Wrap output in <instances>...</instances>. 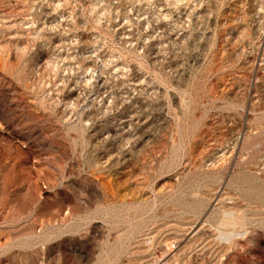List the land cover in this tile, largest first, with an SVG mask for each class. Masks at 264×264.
<instances>
[{
    "label": "rangeland",
    "instance_id": "374dc122",
    "mask_svg": "<svg viewBox=\"0 0 264 264\" xmlns=\"http://www.w3.org/2000/svg\"><path fill=\"white\" fill-rule=\"evenodd\" d=\"M0 264H264V0H0Z\"/></svg>",
    "mask_w": 264,
    "mask_h": 264
},
{
    "label": "clouds",
    "instance_id": "9594fccd",
    "mask_svg": "<svg viewBox=\"0 0 264 264\" xmlns=\"http://www.w3.org/2000/svg\"><path fill=\"white\" fill-rule=\"evenodd\" d=\"M217 241L218 243H228L229 241L225 240L222 236L218 235L217 236Z\"/></svg>",
    "mask_w": 264,
    "mask_h": 264
}]
</instances>
